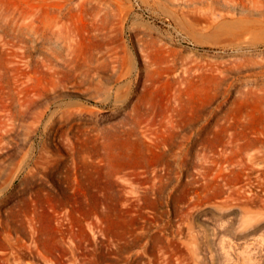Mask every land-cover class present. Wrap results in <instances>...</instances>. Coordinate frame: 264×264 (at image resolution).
I'll return each instance as SVG.
<instances>
[{"label": "rangeland", "instance_id": "obj_1", "mask_svg": "<svg viewBox=\"0 0 264 264\" xmlns=\"http://www.w3.org/2000/svg\"><path fill=\"white\" fill-rule=\"evenodd\" d=\"M259 132L264 0H0V264H264Z\"/></svg>", "mask_w": 264, "mask_h": 264}, {"label": "bare ground", "instance_id": "obj_2", "mask_svg": "<svg viewBox=\"0 0 264 264\" xmlns=\"http://www.w3.org/2000/svg\"><path fill=\"white\" fill-rule=\"evenodd\" d=\"M194 136L195 137L192 136L183 137L181 143L179 144L180 151L176 156H170V157L173 158L178 163H183L185 160V155H187V152L194 151L198 145H203V147H205L203 143L211 140L208 132L203 134L196 133L194 134ZM254 136L255 137L253 138L255 143L252 146H250V148H248L250 150H253V152L249 154V162L252 165L260 162V160H264V132L256 133Z\"/></svg>", "mask_w": 264, "mask_h": 264}]
</instances>
